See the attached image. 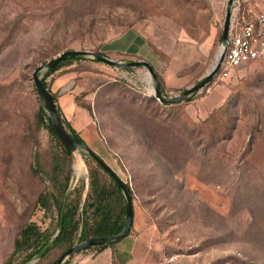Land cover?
<instances>
[{
    "label": "rangeland",
    "instance_id": "1",
    "mask_svg": "<svg viewBox=\"0 0 264 264\" xmlns=\"http://www.w3.org/2000/svg\"><path fill=\"white\" fill-rule=\"evenodd\" d=\"M226 3L0 0V46L13 28L7 23L19 19L16 35L0 52V264L11 254L22 226L34 222L44 229L49 224L35 203L47 185L54 142L37 120L41 104L33 71L65 51L99 53L106 43L132 31L142 36L150 61L158 63L157 72L153 69L157 77L163 81L160 74L168 72L182 80L183 88L165 93L179 96L213 66L222 47ZM238 3L264 14V0ZM72 8L81 9L80 23L65 27ZM107 58L143 61L119 54ZM84 59L46 82L51 89L58 76L71 73L74 101L92 120L93 133L83 141L91 142L86 146L131 189L138 262L264 264V58L225 80L213 78L208 85L225 87L228 98L203 120L191 117L185 101L158 108L154 115L146 102L154 96L145 68L125 71ZM78 118L74 114L75 121L82 120ZM250 140L251 149L243 156ZM90 159L86 151L72 153L69 190L84 185L82 202L89 167H95ZM78 160L83 164L79 175L74 171ZM82 242L77 238L75 244ZM59 253L54 250L29 264H51ZM91 254L96 250L80 251L64 264Z\"/></svg>",
    "mask_w": 264,
    "mask_h": 264
},
{
    "label": "trees",
    "instance_id": "2",
    "mask_svg": "<svg viewBox=\"0 0 264 264\" xmlns=\"http://www.w3.org/2000/svg\"><path fill=\"white\" fill-rule=\"evenodd\" d=\"M17 6L21 5L17 4ZM67 12L72 15L65 17L66 20L64 21L65 24L63 23V26H77L80 23L79 15L82 12L81 9L72 8ZM18 20V17H14V19H11V21L7 23V25H13V28L12 31L8 32L6 43L0 46V52L16 35L15 25L19 23ZM99 54L108 57L101 52H99ZM81 60L85 59L77 57L61 61L52 70L46 72L42 78L43 86L52 98L57 116L63 125L65 132L70 139L77 144H82L84 141L72 128L70 123L63 117L56 98L51 93L46 79L62 70L69 63ZM124 70L131 71L133 69L127 68ZM157 78L160 92L165 96L166 87L164 86V82L159 77ZM184 91L186 90H182L181 93ZM203 92L204 91L201 92V95H203ZM191 99L192 98L187 99L185 103L187 104ZM146 102L152 106V113H154V115H157L158 108L175 107L180 104L164 105L152 96L148 97ZM220 108L216 109L211 114ZM37 120L41 128L48 132L54 142V149L52 150L50 159L51 167L46 178L47 185L45 189L38 194L35 203V207L42 211L43 217H46L49 220V224L48 227L44 229L34 222H29L22 226L13 241V250L3 264H29L35 258L44 259L50 252L58 250L60 252L59 255L51 263L56 264L58 259L75 244L77 238L80 241H86L92 238H101L121 233L126 218L125 200L119 185L115 181V177L123 183L124 188L128 193L133 219V195L129 186L124 183L117 174L114 173L113 177L92 158L90 160L95 164V167H89L88 191L83 202L82 196L85 190L84 185H80L73 191L69 190L72 152L64 146L51 128L42 106L38 109ZM220 143H222V141L219 140L213 146L207 148L204 157H209L211 152ZM251 146L252 142L250 140L243 156L250 151ZM32 162L35 173H38L39 155L37 152H34ZM129 235H132V224L125 237ZM119 241L92 246L82 251L94 249L96 250V253H99L108 247H113Z\"/></svg>",
    "mask_w": 264,
    "mask_h": 264
},
{
    "label": "crops",
    "instance_id": "3",
    "mask_svg": "<svg viewBox=\"0 0 264 264\" xmlns=\"http://www.w3.org/2000/svg\"><path fill=\"white\" fill-rule=\"evenodd\" d=\"M100 52L107 56L119 54L130 58L139 57L143 61L148 62L157 72L158 63L150 61L151 53L145 46L142 36L135 32L125 31L116 39L106 43ZM160 75L166 90L172 92L183 88L182 80H176L168 72ZM70 78L71 73L58 76L50 91L55 96L63 117L84 140V137L93 133L92 120L86 114V111L75 103L74 96L71 93L73 84ZM202 91H205L203 95H201ZM202 91L190 97L192 99L187 103L191 117L194 120H203L213 111L220 108L227 100L229 93L225 87L213 85H207ZM74 114L82 120L75 121ZM90 143L85 142L87 145ZM137 242L138 239L135 235H129L121 239L113 247H108L97 254L79 256L76 264H140L136 258Z\"/></svg>",
    "mask_w": 264,
    "mask_h": 264
},
{
    "label": "water",
    "instance_id": "4",
    "mask_svg": "<svg viewBox=\"0 0 264 264\" xmlns=\"http://www.w3.org/2000/svg\"><path fill=\"white\" fill-rule=\"evenodd\" d=\"M234 2L235 0H227V3H226L224 23H223V29H222V37H221L222 47L220 48V51L217 55V58L213 66L211 67L209 72L206 74V76L198 84L192 86L191 88L186 89V91L181 93L179 96L165 97L161 94L160 89H159V82L153 70V67L146 61H128V62L114 61V60H111L107 57L100 55L99 53L90 52V51H74L73 50V51H65L59 54L58 56H56L55 58L51 59L50 61L45 62L39 67H37L33 71L32 80H33V84H34L39 102L44 112L47 115L51 128L53 129L57 137L60 139V141L64 144V146L72 153L78 150L86 151V153H88V155H90L92 159H94L99 165L103 167V169L108 171L114 177V173L103 163V161L100 158H98L86 146L85 143L77 144L72 139H70V137L67 135L63 125L61 124L57 116L55 105L52 101V98L50 94L48 93V91L43 86L42 78L40 76L41 73L52 70L61 61H64L66 59L77 58V57L92 59L96 62L103 63L105 65L115 67V68L127 69V68L143 67L147 70L151 80L153 81L152 95L154 96L156 100H158L161 104H164V105L178 104V103L184 102L190 97H192L193 95L201 92L213 80V78L217 76L220 70L223 56L225 54V51L228 45V36H229V30H230L232 16H233ZM115 181L119 185L122 191V194L124 196V200H125L126 218H125V225H124L122 232L117 235L106 236V237H101V238H92L82 243L74 244L70 249H68L58 259L56 264H64L65 261L68 260V258H70L71 256H73L79 251H82L84 249H87V248H90L96 245L116 242V241L123 239L126 236V234L128 233L131 227V223H132V209H131V204H130L128 193L125 190L123 183L116 177H115Z\"/></svg>",
    "mask_w": 264,
    "mask_h": 264
},
{
    "label": "built area",
    "instance_id": "5",
    "mask_svg": "<svg viewBox=\"0 0 264 264\" xmlns=\"http://www.w3.org/2000/svg\"><path fill=\"white\" fill-rule=\"evenodd\" d=\"M262 58H264V14L243 9L238 0H235L228 45L216 77L225 80L237 69Z\"/></svg>",
    "mask_w": 264,
    "mask_h": 264
},
{
    "label": "bare ground",
    "instance_id": "6",
    "mask_svg": "<svg viewBox=\"0 0 264 264\" xmlns=\"http://www.w3.org/2000/svg\"><path fill=\"white\" fill-rule=\"evenodd\" d=\"M82 169H83L82 161L81 160H78V162H76L74 164V171L76 172V174L79 175V174H81Z\"/></svg>",
    "mask_w": 264,
    "mask_h": 264
}]
</instances>
